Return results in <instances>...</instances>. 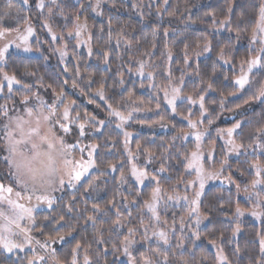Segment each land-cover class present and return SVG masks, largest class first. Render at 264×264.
<instances>
[{
	"label": "snow or ice",
	"instance_id": "6c2138e0",
	"mask_svg": "<svg viewBox=\"0 0 264 264\" xmlns=\"http://www.w3.org/2000/svg\"><path fill=\"white\" fill-rule=\"evenodd\" d=\"M101 3L102 0H95L94 4L87 6L80 3L78 8L76 4H71V7L76 8L75 15L64 13V7L68 5L63 0H49L48 4L45 3V0H35L34 5L30 0H4V3L0 5V96L5 99V103H0V253H7L11 256L28 249L30 255H26L21 264H80L79 256L83 249L85 252L83 264H93L89 255L90 243L84 244L77 240L71 249L70 261L62 260L58 256L57 250L50 248V244L64 241L76 230L70 216L59 214L58 220L53 217L52 232H55V235L49 232L41 241L32 233L38 230L43 236L45 226L37 225L34 213L42 205L53 209L59 199L54 195L57 191L65 188L76 189L78 186H82L84 192L88 193L102 177L119 171L120 175L116 178L117 184L124 185L134 181L135 197L129 199L128 196H122L118 204L116 201V195H119L118 190L104 208H101L97 203L92 204V215H87L85 219L86 222L91 221L93 227L96 228L95 242L97 244L106 243L103 238V224L107 221H103L97 227L99 219L97 213L109 216L112 214L111 210L115 209V219L109 225L108 231L115 233L119 238L121 233L118 230L127 228V234L123 235V239H120L118 244H113L116 251L127 257V264H188L186 260L177 256L175 250H171L170 240L177 231V224L181 236L176 237V249H183L185 247V230H190L192 237L199 240L200 233L197 229L204 220L209 219L208 212L213 210L222 212L227 219L235 221L232 236L240 232V218L246 213L264 222V124L255 128L253 132H249L247 136L244 135V126L241 121H237L228 128L216 129L214 137L211 136L209 129L200 130L205 119H207L208 125H212L214 122L213 119L207 118L208 109L205 104L206 93L214 91V89L209 83L207 88L201 89L197 95L184 94L183 90L186 86L184 71L190 67V57L186 45L183 58L184 68L181 69L179 84L175 82V77L169 68L163 74L166 84L157 85L154 82L155 73L145 72L147 62L143 60L136 62L138 66L135 73L152 81L149 84L150 88L158 89L156 94L157 109L161 107L159 92L163 93V103L171 109L173 115L179 114L178 102L186 101L190 106L199 105L200 119H192V109L189 107L188 115L181 117L187 121L188 130L181 129L172 137L173 142L177 139L188 140L191 137L195 141L194 148L183 153L177 152L173 156L170 153V148L174 145H169L157 155L156 152L149 149L142 150V146L137 143V151L133 153L128 147L132 134L123 129L124 125L133 119V113L140 109L133 108L125 114L121 108L127 107V104L113 106L108 103L103 85H101L94 95L107 104L108 117L118 121L115 127L123 131L124 151L127 153V165L122 161L119 165L109 164L101 170L99 163L101 145L90 143L82 146V139L89 135L88 126H92L94 131L100 132L105 121H97L95 115L88 113H84L82 116L76 112L75 115H72L76 102L75 100L67 101L63 87L57 91L52 84L45 85L42 77L38 78L36 81L38 88L51 90V97L46 100L38 90H35L32 83L19 78L15 72L6 71V54L9 53L11 47L23 48L25 52L33 50L29 44V38L35 35V29L31 22L33 7L38 14L47 10L48 16L42 21L41 26L51 35L52 41H64L60 48L55 49L59 52L62 62L63 58L68 55L66 51L68 41L73 39L75 48L87 47L88 55L91 56L93 54L91 43L93 37L89 31L88 17L84 16L82 20L81 14L88 7L97 16L103 15L100 10ZM164 3L167 4L168 0H164ZM148 6L151 7V3ZM143 7L142 3L133 5L134 9ZM161 11L162 9L158 8L157 15H160ZM22 13L24 14L22 15ZM233 14L234 0H226V9L222 20H218L215 13L206 15L211 17L212 27L227 29L229 33L234 31L237 39L242 33L248 35L247 56L240 61L239 74L234 77L232 84L236 91L255 87L256 90L251 99L264 102V0H257L249 13L241 12L235 26H233ZM168 15L175 16L176 13L172 11ZM54 16L62 17L66 28L68 23H71V27L67 28L66 35L58 36L52 30L50 21ZM6 21L14 22L15 26L6 23ZM112 28L110 17L106 43L111 42ZM157 30L156 27H153L154 37ZM100 31L103 33L104 29L101 28ZM85 33H88L86 38ZM125 35L123 31L118 34L117 46L121 40H124ZM164 35H168L167 29ZM124 42L126 48L131 51L132 43L127 40ZM139 43L140 41L137 40L136 44ZM228 47H231L230 41ZM153 48H155V44H153ZM165 48L167 49V44H165ZM197 48L200 49V51H196L197 56L210 52L212 50L211 41L205 36L202 42H197ZM36 51H39L38 47ZM102 54L104 63L107 64L109 52L104 51ZM147 54L152 55V53ZM229 55L227 49L222 47L217 59L224 64H230L233 61L226 58ZM166 56L169 62L173 60L170 50L166 52ZM147 66L154 67L150 64ZM64 71L67 72L68 68L65 67ZM129 71L131 72L133 69L130 67ZM196 74L199 75L198 72ZM76 75H80L78 67ZM24 76L35 77L36 73L25 71ZM64 83L67 84V80ZM72 87L74 89L77 87L75 80ZM127 100L135 103L131 92L128 94ZM94 102L93 99L88 100L90 104ZM223 104L224 102L221 100V107ZM97 107L100 105L98 104ZM147 110L152 111V109ZM111 122V120L108 121L109 124ZM97 123L99 127H96ZM74 129L77 132L76 142L71 143L67 137L73 133ZM238 137L239 142H237ZM206 138L211 141L207 151L204 149ZM220 141L222 143H219ZM217 148H219L220 159H217ZM141 151L144 153L143 166L140 163ZM241 156L244 157L243 163L247 164V168L243 170L239 167ZM233 157L237 160V171H241V175L247 172L252 177L242 189L245 202L251 207L242 208L238 202L234 211L229 214L225 211V205L226 203L230 205L231 199L225 201L222 196H219L216 197L219 207L213 204L208 207V212H205L203 204L205 186L209 181L220 180L224 176L225 169L229 170V175L224 180H220L221 184L226 182L235 185L237 194L241 192V185L233 179L231 174L230 160ZM173 159L183 165V172L178 173L175 178L171 174L174 167L171 164ZM157 163L158 167L155 166ZM149 166H152L151 171ZM93 170L96 172L94 176L92 175ZM189 177L192 178L189 179ZM85 178H88L86 185L83 183ZM146 181L154 183L151 191L147 194L142 188L137 187L145 185ZM165 183L168 184L167 188L164 187ZM181 186L183 195H181ZM190 190L191 196L189 195ZM75 199L73 196L72 200L65 205L67 214L80 211L75 207ZM132 208H135V215L130 210ZM176 208H179L183 214L177 218V213L173 211L171 223H169L168 212ZM125 210L127 211L125 212ZM87 211L88 209L85 208L84 212ZM45 219L47 220L49 217L46 216ZM64 225H67L68 230L61 232L59 228ZM138 235L141 237L139 242L136 240ZM257 237L260 255L252 260V264H264V231L257 232ZM151 240H155V247L148 243ZM137 243H140L141 247L148 244L147 249L140 252L138 257L132 251ZM209 243L216 249L213 264H232L223 247L215 240H209ZM106 251L107 249H105ZM240 252L239 247L234 249L235 255L239 256ZM99 256L100 253L97 252L96 264H99ZM205 260L206 258H202L199 264H205Z\"/></svg>",
	"mask_w": 264,
	"mask_h": 264
},
{
	"label": "trees",
	"instance_id": "16d2710c",
	"mask_svg": "<svg viewBox=\"0 0 264 264\" xmlns=\"http://www.w3.org/2000/svg\"><path fill=\"white\" fill-rule=\"evenodd\" d=\"M68 6L64 7V13L66 15H75L76 8L71 7V4H76L79 7L80 3L85 6L86 0H81L79 3H75L73 0H63ZM4 3V0H0V5ZM144 5L143 8H133L134 4ZM151 3V7L148 5ZM257 0H234V14L232 16L233 26H235L237 19L241 12L249 13ZM162 9L161 14L157 15V9ZM226 9V0H168L165 4L164 0H161L154 4L152 0H126L121 7L111 8L109 6H103L101 11L103 15L94 16L89 15L90 11H87L89 31L92 34V47L93 54L87 57L86 54L76 53L72 46L68 47L70 60L62 64L58 58L52 55L44 47L40 46V54L38 55H23L19 53H10L7 57L6 71L9 73L15 72L19 78L24 79L26 82L32 83L35 90L45 93L47 98L51 97V90L46 88H38L36 81L42 77L45 85L52 84L56 87L57 91L63 87L67 101L75 100V110L82 116L84 113L95 115L97 121L99 120H111L107 115V104L100 100L94 93L98 88L103 85L105 95L108 98V103L116 106L117 104L124 105L121 110L125 114L131 111L133 108H139L141 113L140 121L148 123L149 121H165L174 131L169 133H147L145 131H134L132 139V147L136 148L137 143L142 146L143 149H149L159 155L164 148H168L169 145H174L170 148V153L175 156L177 152L183 153L190 150V142L184 143V140L177 139L172 141V137L180 132L181 129L187 130L186 123L178 116L172 115L169 109L165 106L160 97L161 107L157 109L156 95H154L149 89L144 86L139 78L136 77L135 69L138 66L137 61L143 60L148 64L154 65L149 67L150 71L155 73V77L160 81H166L164 72L171 68L175 82L179 84L181 77V69L184 68L183 58L184 49L187 45L188 55L190 57V67H187L184 71V80L186 86L184 87V93L190 95H197L201 89L207 88L209 83L212 84L214 91L206 93L205 104L208 108H214L216 115L214 116L217 122L220 121L222 109L229 114L228 118L234 117L232 114H238L243 111L240 118L243 119L244 135L247 136L249 132H253L255 128L264 124V102L261 100H253L251 96L255 92L256 88L243 90L239 95H234L236 92L232 80L236 74V70L240 68V61L247 56V50L249 45L248 35L242 33L240 38L237 39L236 33L233 31L229 33L227 29H218L211 26V17L206 15L207 13H215L218 20L224 18ZM175 11V16H169L168 13ZM142 13V16H141ZM24 13H22L23 15ZM43 21L47 18L48 13L42 14ZM111 17V23L113 25L111 42L108 41V25L109 18ZM12 21H6L11 23ZM51 25L61 34L67 32V28L71 27L69 22L67 28L65 27V21L60 16H54L51 18ZM153 27L158 30L155 37L153 36ZM244 27V25H241ZM36 35L43 41L42 38L43 29L41 25L35 27ZM104 31L101 33L100 29ZM167 29L168 35L165 36V30ZM124 32V40H121L119 46H117L118 34ZM207 37L211 41V48L209 55L200 59L196 55V51H200L197 48V42H202L204 37ZM125 40L132 43L133 47L129 51L125 46ZM140 43L137 45L136 41ZM231 42V47L229 46ZM45 45L41 43L39 45ZM155 44V48H153ZM167 44V49L165 48ZM202 47V43H201ZM226 48L230 53L226 58L231 59L233 62L230 64H224L217 59V56L221 48ZM170 50L173 54V60L169 62L167 60L166 52ZM109 52V62L104 63L103 52ZM48 52V53H47ZM147 53H152L148 55ZM165 53V55H162ZM65 67L68 71L65 72ZM79 68L80 75H76V69ZM133 71H129V68ZM25 71L35 72V77L24 76ZM199 73L197 75L196 73ZM227 76V79L225 77ZM67 80V84L64 81ZM75 80L77 87L74 89L72 83ZM123 80V83H121ZM91 82V83H90ZM258 86V85H257ZM133 94V100L135 103L128 102L127 97L129 93ZM89 99H93L94 103H88ZM221 100L224 104L221 107ZM215 101V102H213ZM100 107H97V105ZM253 108H250V105ZM147 109H152L148 111ZM179 110V109H178ZM183 116V115H181ZM233 116V117H232ZM163 117V120H161ZM115 122L105 125L100 132L94 131L92 126H88L89 130H93V133L89 136L90 143H98L101 145L99 149V163L101 170L105 169L109 164L119 165L122 161L127 165L126 153L123 149L122 138L123 135L119 129H116ZM228 125V123H227ZM224 126V125H223ZM98 126V123L96 124ZM143 153V151H141ZM171 164L174 166L172 171L173 178L178 173L183 172V165L173 159ZM233 164V162H231ZM238 167V165L236 164ZM240 167V166H239ZM96 174L93 170L92 175ZM120 175L119 171L112 172L106 177H102L97 181L96 186L88 193L84 192L82 186H78L73 190H66L59 197L58 202L54 205L53 209H46L35 213V219L37 225H44V235L46 237L49 232H52L54 219L58 220L59 214H66L71 217V222L76 226V230L71 236H67L65 242L60 245L57 250L58 256L62 260L71 259V249L75 245L77 240L82 241L84 244H91L89 249L90 259L93 264H96L97 252L100 253L99 264H127L126 260L119 259V252L113 248V244H118L120 239H123L125 235V228L119 229L121 233L119 238L115 233H109L108 228L112 220L115 219V209L111 210L109 216H105L103 213H97V227L103 221L107 223L103 224V238L106 243L97 244L95 242L96 228L93 227L92 222H86L85 217L92 215V204L97 203L104 208L107 202L116 195L119 190V195H116V201L119 204L122 196H128L129 199L135 197V191L133 182L126 183L127 191L123 194L120 193V185L117 184L116 178ZM90 178V177H89ZM86 178L84 185L87 183ZM164 187H168L165 183ZM145 194L151 191L150 188H142ZM75 196V207L79 212L71 214L66 213L65 205L72 200ZM222 196L225 201L231 199V204L225 205V211L231 214L234 211L236 204L241 201L238 199L234 190H225L220 187L210 188L203 197L204 211L208 212V207L216 203V197ZM87 200V203H85ZM87 208L88 211L84 212ZM135 215V208L130 209ZM127 210H125L126 212ZM209 219L205 225V228L200 231L202 236V242L196 245L192 249H187L185 252L179 254V249L174 248L177 256L186 260L188 264H199L202 258H206L205 264H213L215 255L212 249H209L206 242L209 240H215L217 244L225 249L226 254L232 261V264H252V260L259 257V242L257 232L264 231L257 225L250 221L244 223L241 226L240 232L237 235L232 236L233 226L222 212L213 210L208 212ZM49 219H45V217ZM61 232L68 230L67 225L59 228ZM37 232H39L37 230ZM222 237V239H221ZM240 248V255L234 254V249ZM105 249L107 251L105 252ZM144 251L141 245L137 246V249L133 250L135 256H139L140 252ZM85 252L82 249L79 259L81 261ZM21 264V258L8 257L4 253H0V264Z\"/></svg>",
	"mask_w": 264,
	"mask_h": 264
},
{
	"label": "rangeland",
	"instance_id": "374dc122",
	"mask_svg": "<svg viewBox=\"0 0 264 264\" xmlns=\"http://www.w3.org/2000/svg\"><path fill=\"white\" fill-rule=\"evenodd\" d=\"M75 3H79L81 0H79V2H78V0H73ZM153 1V0H152ZM159 1H161V0H155V2H154V4H156L157 2H159ZM30 2L34 5V2H35V0H30ZM126 2V0H102V3H101V8L103 7V6H109V7H111V8H117V7H121V5L123 4V3H125ZM45 3L46 4H48L49 3V0H45ZM95 3V0H86V4L87 5H89V4H94ZM86 5V6H87ZM90 11V13H89V15H91V16H94L95 18H96V14L95 13H93V12H91V9L90 8H88V7H86L85 8V11H84V13H82L81 14V19L83 20V18H84V16H87V11ZM101 10V9H100ZM47 12V10L45 9L44 10V12L42 13V14H44V13H46ZM42 14H38V12H37V10H35L34 9V7H33V10H32V12H31V17H32V20H31V22H32V24H33V26L35 27L36 25H41L42 24V21H40V19L41 18H43V16H42ZM88 17V16H87ZM98 17V16H97ZM89 19V18H88ZM11 23H13L12 24V26H15L14 25V22H11ZM52 26V30L59 36L61 33H59V31L56 29V27H54L53 25H51ZM35 29V28H34ZM43 29V28H42ZM67 34V32L64 34V35H66ZM41 35H43L42 36V38H44V39H46L45 41H43L41 38H39L37 35H36V33H35V35H33L32 37H30L29 38V44L32 46V51H30V52H25L24 50H23V48H16V47H11L10 49H9V53L8 54H6V59H7V57H8V55L10 54V53H19V54H23V55H38V54H40V51H36V48L38 47L39 49H40V46H42V47H44V49L46 50V48H47V50L49 51V53L52 55V57L53 56H55L56 58H58L59 59V61L62 63V64H64L66 61H69L70 59V55H69V50H68V47L69 46H72L73 48H74V50L76 51V53H83V54H86L87 55V57H90L89 55H88V52H87V47H84V46H81L80 48H75L74 46H75V40L73 39V40H69L68 41V47H67V49H66V51H67V53H68V55L65 57V58H63V62H62V59H61V57H60V55H59V52H57V51H55V49H57V48H60L61 46H62V44L64 43V41H57V42H53L52 41V38H51V35L48 33V31L46 30V29H43V34H41ZM87 35H88V33H85V38L87 37ZM45 43V45H39V44H41V43ZM45 46H46V48H45ZM48 53V52H47ZM209 53L210 52H207V53H202L200 56H199V58L200 59H202V58H204V57H206V56H208L209 55ZM239 70H240V68L238 67L237 68V72H236V74H235V76L236 75H238L239 74ZM148 71H150V69H149V67L148 66H146L145 67V72H148ZM234 76V77H235ZM136 77L137 78H139L140 79V81L144 84V86H146V88L147 89H149L154 95H156L157 94V92H158V89H155V88H150L149 87V84L150 83H152V81H149L148 79H146V78H142V77H140L138 74H136ZM234 77H233V79H234ZM157 85H161V86H163V85H165L166 84V81H162V80H158L156 77H155V81H154ZM6 91V90H5ZM243 90H241V91H236L235 93H234V95L236 96V95H239L241 92H242ZM40 93H41V95H46L45 93H42V91H39ZM185 95H190V94H188V93H184ZM159 96L162 98V101H163V93L162 92H159ZM45 97V99L46 100H48V99H50V98H47L46 96H44ZM0 103H5V99H4V97L3 96H0ZM250 105V104H249ZM165 106L167 107V105L165 104ZM189 107H191V109H192V119H200V112H199V105H192V106H190V105H188L187 104V102L186 101H184V102H178V113L179 114H177V115H175V116H178L180 119H182L181 117V115H183V116H187L188 115V109H189ZM168 108V107H167ZM206 108L208 109V117L207 118H211V119H213V124L212 125H208V123H207V119H205L204 120V124H203V126L201 127V131H203L205 128H207V129H209V131H210V133H211V136L212 137H214L215 136V131H216V129H218V128H228V127H231L234 123H236L237 121H241V122H243V119L242 118H240V115H242L243 113H245V112H243V111H241V112H239L238 114H232L234 117L237 115V117H235V118H232V119H229L228 117V115L229 114H227L226 112H225V110H221L222 111V115H221V119H220V121L219 122H217V120H216V118L214 117L215 115H216V110L214 109V108H208V106L206 105ZM250 108H253L251 105H250ZM137 109H139V108H137ZM169 109V108H168ZM169 111H170V113L172 114V112H171V109H169ZM73 115V114H72ZM173 115V114H172ZM141 113H140V110H138V111H136V112H134L133 113V119H131V120H129L128 121V123L127 124H125L124 125V131H127V132H130L131 134H132V136L130 137V141H129V145H128V147L131 149V151L133 152V153H135L136 151H137V148H133L132 147V139H133V136H134V132L132 131V130H134V131H137V132H142V131H145V132H147V133H156V134H159V133H169V132H172V131H174V129L167 123V122H165V121H155V122H153L152 120L151 121H149L148 123H145V122H142V121H140V118H141ZM232 116V117H233ZM183 120V119H182ZM108 121L109 120H106L105 121V125H108ZM111 121L114 123H118V121H116L115 120V118H112L111 119ZM185 123H186V126H187V121H185V120H183ZM227 123H228V125H227ZM164 125V126H161V125ZM104 125V126H105ZM224 125V126H223ZM98 126H99V124H98ZM103 126V127H104ZM188 130V129H187ZM186 130V131H187ZM87 131H88V133H89V135L87 136V138H83L82 139V146H83V144H90V142H89V136H90V134H92L93 133V130H89V128H87ZM119 131H121L120 129H119ZM121 134L123 135V131H121ZM76 135H77V132H76V130L74 129L73 130V133L72 134H70L68 137H67V139H68V141L69 142H71V143H75L76 142V140H75V137H76ZM183 140V139H182ZM187 141H189L190 142V144H191V146H190V150H187V151H191L193 148H194V145H195V141H194V139L193 138H189L188 140H184V143H186ZM210 139H207L206 138V140H205V143H204V149H205V151H207L208 150V147L210 146ZM237 142H239V137L237 138ZM245 142H247V141H245ZM219 143H222V141H220ZM122 144H123V149H124V136H123V138H122ZM250 151V150H249ZM126 156H127V153H126ZM217 159H220V155H219V148H217ZM243 160H244V157L243 156H241L240 157V161H241V164L239 165L240 166V169L241 170H243V169H246L247 168V164H244L243 163ZM143 161H144V153H142L141 152V156H140V163H141V165L143 166ZM126 162H127V159H126ZM231 162H233V164H231ZM230 164H231V174H232V176H233V179L237 182V183H239L240 185H241V192L239 193V194H237V192H236V187H235V185H230V184H228V183H223V184H221V182H220V180H224V178L226 177V176H228L229 175V170L228 169H225V172H224V176H222L221 178H220V180H214V181H209L207 184H206V186H205V193L210 189V188H213V187H220V188H222V189H225V190H230V189H232V190H234V192L237 194V197H238V199L241 201V204H240V206L242 207V208H250L251 207V205H248L246 202H245V199H244V193H243V191H242V189H243V187H244V185L245 184H247L250 180H251V176L250 175H248V173L247 172H245L243 175H241V171H237V166H236V164H237V160H236V158L235 157H233L231 160H230ZM238 165V164H237ZM156 167H158L159 165H158V163L155 165ZM217 167H218V165H217ZM151 168H152V166H149V170L151 171ZM93 172V171H92ZM192 177H189V179H191ZM86 179V178H85ZM131 182H133L134 184H135V182L134 181H131ZM127 185L126 184H124V185H120V193L121 194H123V193H125L126 191H127V187H126ZM152 186H154V183H150L149 181H146L145 182V185H143V186H137V187H140V188H144V187H148V188H150L151 189V187ZM66 190H73V189H68V188H65V189H63V190H61V191H57V192H55L54 193V195L56 196V197H60L62 194H63V192H65ZM184 193H183V187L181 186V195H183ZM189 195L191 196V190L189 191ZM46 209H49V208H47V206H40L39 208H37L36 209V211H35V213L36 212H39V211H43V210H46ZM173 211H175L176 213H177V218H178V216L179 215H182L183 213L180 211V209L179 208H176L175 210H170L169 212H168V219H169V223H171V218H172V214H173ZM35 213H34V216H35ZM229 220V219H228ZM248 221H250L251 223H253V224H255V225H257L258 227H260V229H264V222H262V221H260V220H257V219H255L254 217H252L251 215H248L247 213L245 214V216H243V217H241L240 218V223H239V226H240V229H241V226L242 225H244V223H246V222H248ZM208 222V220H204L202 223H201V225L199 226V228L197 229L198 231H199V233H200V231L202 230V229H204L205 228V225H206V223ZM229 222H230V224L233 226V227H235V221H232V220H229ZM193 227H195V226H193ZM125 232V235L127 234V228H125V230H124ZM37 239H40L41 241H43L45 238L44 237H42L41 235H40V232H37V231H35V232H33L32 233ZM237 235V234H236ZM179 236H181V232L179 231V225L177 224V231L175 232V234H174V236L171 238V240H170V244H171V250H174V248L176 247V244H177V239H176V237H179ZM202 236H200V239L199 240H196L194 237H192V235H191V231L190 230H185V235H184V243H185V247L183 248V249H179V254H181V253H183V252H185L187 249H192L193 247H195L196 245H199L201 242H202ZM66 240V239H65ZM65 240L64 241H60V242H57V243H54V244H50V248H55L56 250H58L59 249V247H60V245H62L64 242H65ZM136 240L139 242V241H141V237L138 235L137 237H136ZM206 242V244H207V246H208V248L209 249H212L213 250V252H214V255H215V257H216V249L215 248H213L212 247V245L208 242V241H205ZM258 242H259V240H258ZM149 244H151L152 245V247H155V245H156V242H155V240H151V241H149L148 242ZM138 245H140V243H137V245H135L134 247H133V249H132V251L134 250V249H137V246ZM147 247H148V244H144V246L142 247V249H144V251L147 249ZM6 256H8V257H13V258H15V259H17V258H21L22 260L23 259H25L26 258V255H30V252H29V250L28 249H25V251L24 252H18L16 255H9V254H7V253H4ZM118 258L119 259H123V260H126L127 261V257L126 256H123L122 254H121V252H119V254H118ZM80 264H83V257H82V259H81V261H80Z\"/></svg>",
	"mask_w": 264,
	"mask_h": 264
}]
</instances>
